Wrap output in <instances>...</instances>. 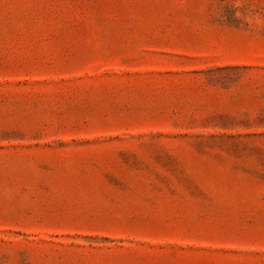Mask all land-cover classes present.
<instances>
[{
    "label": "rangeland",
    "instance_id": "374dc122",
    "mask_svg": "<svg viewBox=\"0 0 264 264\" xmlns=\"http://www.w3.org/2000/svg\"><path fill=\"white\" fill-rule=\"evenodd\" d=\"M0 264H264V0H0Z\"/></svg>",
    "mask_w": 264,
    "mask_h": 264
}]
</instances>
